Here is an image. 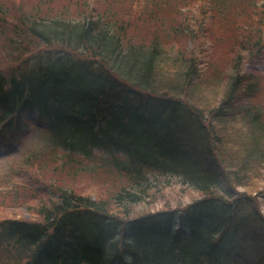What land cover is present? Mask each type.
<instances>
[{"label": "trees", "instance_id": "1", "mask_svg": "<svg viewBox=\"0 0 264 264\" xmlns=\"http://www.w3.org/2000/svg\"><path fill=\"white\" fill-rule=\"evenodd\" d=\"M114 1L61 0L64 12L72 4L78 17L72 19L47 13L14 17L38 51L21 65L17 58L18 67L0 69V119L21 127L23 109L35 107L58 137L59 154L41 151L20 168L55 164L69 178L101 169L124 182L113 178L123 183L116 192L91 196L45 183L41 171L30 183L17 182L14 168L0 179V209L8 213L0 218V250L18 264H264V215L254 197L207 203L215 209L179 224L186 233L174 229L175 214L163 215L180 205L134 214L137 204L159 192L157 178L168 173L195 186L202 194L196 202L213 198L221 183L263 181L258 167L264 126L252 106L239 100L255 94L251 84L243 85L241 70L264 51V0H192L198 13L173 10L170 28L192 39L194 48L177 46L172 59H164L162 41L152 32L167 0H119L127 7L120 11L105 6ZM179 17L174 26L172 19ZM215 17L231 23L223 31H235L232 81L216 106L219 84L196 83V65L207 56L200 39L211 36L210 25L203 24ZM137 21L147 37L130 35ZM97 146L120 150L127 159H96Z\"/></svg>", "mask_w": 264, "mask_h": 264}, {"label": "rangeland", "instance_id": "2", "mask_svg": "<svg viewBox=\"0 0 264 264\" xmlns=\"http://www.w3.org/2000/svg\"><path fill=\"white\" fill-rule=\"evenodd\" d=\"M50 1V3L45 2L44 5L41 0H7V2H4L7 7H5L6 21L2 24V28L0 29V69L18 67L16 66L18 64L16 57L20 56L19 53L21 50L27 53L36 48L31 47L33 44L32 38L21 31V25L16 19H14V17L19 21H23L31 14L44 15L47 13V15L51 17L63 16L67 19L78 18L72 16V12L74 11V9H71L70 7L72 4L68 5L67 10L64 12L61 9V0ZM171 1H173L175 8L168 4ZM191 1L192 0H170L168 2L167 0L164 4L165 6L158 11V17L154 20L152 32L159 41H162L165 49V53L162 55L164 59L167 57L172 59V50L177 46H182L186 50L194 48V41L192 39H189L188 36L182 37L169 26L171 25L170 17L174 13L173 10H175L176 13L184 14L185 16L189 13H198L194 7V3ZM124 4L125 3L116 0L113 3H107L105 6L109 7L110 10L120 11L127 8ZM98 6L100 5L98 4ZM188 7H192L193 9H188ZM8 14H11L12 16L10 15L8 17ZM214 15L216 16L217 13H214ZM181 18L182 17L172 19L173 25L176 26ZM192 25V28L198 30L194 26V23ZM203 25H210L211 29L209 28V34L211 36L202 37L200 39L207 56H202V59L196 65V69H199L196 83L205 87L213 85L214 81L217 85L219 84L217 86V98L214 104V106H216L221 99V96H223V88L227 85L228 81H231L229 77L232 72H228V69L231 59L230 57L232 55L231 48L234 43L233 35L235 34V31L233 30V32L231 29L223 31L228 25L232 26L231 23L224 20L223 17H215L209 23ZM14 27L18 30L14 31ZM144 28V25H141L140 22L137 21L136 27L131 29L130 35H134L137 38H141V36L147 37V35L142 34V32L146 30ZM20 33H23L24 35H19ZM180 42L182 44H180ZM27 47L29 48L27 49ZM176 60L179 61L178 59ZM165 62L168 66L171 61L165 60ZM255 68L249 64L245 67L246 71L250 69L249 72H254L256 75V77L251 80V83L258 88L257 93L252 100V104L249 102V105L252 106V110L255 111V115L259 121L264 122V61ZM220 69H222V71ZM240 97L242 98L243 96L240 95ZM246 102L247 100H239V103L242 104H245ZM31 112L33 113H30V118H32V116L35 117V112ZM30 118H28V120H30ZM29 123L27 129L14 133V135L10 137L8 136V138L7 135L0 134V177L6 178L9 173H12V168H9V164L12 160H16V156H18L21 151H29L32 149L44 150L46 149V146H49V141H51L54 136L53 133L49 132L42 123L36 121H29ZM239 126H242L241 123ZM97 153L106 157L110 156L109 152L97 151ZM118 155L123 157L121 154ZM263 158L264 155L261 154L260 159ZM38 167L39 166L19 168L18 163H15V168L20 169L19 172L22 171L23 175H15L14 180L20 183H27L31 179V176L36 177L37 174L35 171H41L44 175L42 180L45 183L52 181L61 185H68L77 192L89 194L91 196H98L100 194L106 196L107 194L111 195L113 192H116L117 188L123 183L122 181H114L113 178L122 179L124 182L122 176H118L115 173H112L114 175L106 174L103 173L104 171L101 169H97L90 173L77 174L73 178H69L66 176L67 172H64L63 169L57 168L55 164L46 163L43 164L42 168ZM258 169L261 171L259 176H261L263 181L257 177L252 184L249 183L243 187H237L233 184H228L226 187L225 184H223L221 190L229 194H235L236 196L239 195V193L245 194L242 195L244 201L252 200V197H254V200L259 204L261 214L264 215V161ZM151 180H153V177H151ZM156 181L159 192L152 195L150 198H145L144 201L137 204L134 214L143 213L147 210L151 212L161 211L162 209L168 210L169 208H174L178 205L185 207L187 205H193L197 199L202 198V194L198 192L195 186L193 187L187 183L184 177L178 174L168 173L167 175H161ZM2 183H4V181ZM173 213L176 214L174 228H177L180 224L177 220H180L179 215L183 213V210H180L179 208V210L174 211ZM2 215H8V213L0 209V218H2ZM0 264L18 263L15 262L12 255L7 253V250L3 248L0 250Z\"/></svg>", "mask_w": 264, "mask_h": 264}]
</instances>
